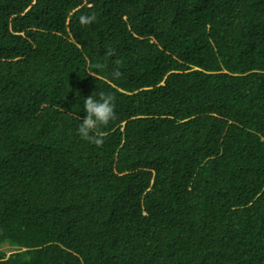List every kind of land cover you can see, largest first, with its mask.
<instances>
[{
    "label": "trees",
    "instance_id": "trees-1",
    "mask_svg": "<svg viewBox=\"0 0 264 264\" xmlns=\"http://www.w3.org/2000/svg\"><path fill=\"white\" fill-rule=\"evenodd\" d=\"M0 264H264V0H0Z\"/></svg>",
    "mask_w": 264,
    "mask_h": 264
},
{
    "label": "clouds",
    "instance_id": "clouds-1",
    "mask_svg": "<svg viewBox=\"0 0 264 264\" xmlns=\"http://www.w3.org/2000/svg\"><path fill=\"white\" fill-rule=\"evenodd\" d=\"M95 16H82V24H91L94 22ZM109 56L115 55L113 50L107 53ZM119 63V61H117ZM95 68H103L104 65L97 63ZM94 77V73H90ZM113 78H119V70L112 72ZM116 97L112 93L104 91L94 92L84 99V111L86 115L83 117L82 122L79 124L77 133L82 140L92 143L96 146H102L104 136L101 132L102 127H106L108 123L116 118L115 108Z\"/></svg>",
    "mask_w": 264,
    "mask_h": 264
},
{
    "label": "rangeland",
    "instance_id": "rangeland-1",
    "mask_svg": "<svg viewBox=\"0 0 264 264\" xmlns=\"http://www.w3.org/2000/svg\"><path fill=\"white\" fill-rule=\"evenodd\" d=\"M3 250L6 252V255L14 252L13 249L7 247H4Z\"/></svg>",
    "mask_w": 264,
    "mask_h": 264
}]
</instances>
